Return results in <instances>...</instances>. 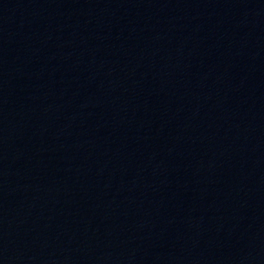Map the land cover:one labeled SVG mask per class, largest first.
Instances as JSON below:
<instances>
[{"label": "water", "instance_id": "95a60500", "mask_svg": "<svg viewBox=\"0 0 264 264\" xmlns=\"http://www.w3.org/2000/svg\"><path fill=\"white\" fill-rule=\"evenodd\" d=\"M0 264H264V0H0Z\"/></svg>", "mask_w": 264, "mask_h": 264}]
</instances>
